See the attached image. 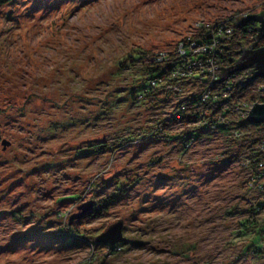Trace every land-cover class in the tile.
Instances as JSON below:
<instances>
[{"label":"rangeland","instance_id":"rangeland-1","mask_svg":"<svg viewBox=\"0 0 264 264\" xmlns=\"http://www.w3.org/2000/svg\"><path fill=\"white\" fill-rule=\"evenodd\" d=\"M262 10L264 0L1 2L0 264H264V247L252 252L240 223L258 202L264 221V188L223 160L222 136L185 153L157 140L90 149L147 133L172 112L175 100L133 103L127 88L142 69L121 67L122 57L172 51L203 24ZM114 175L139 179L119 193ZM114 193L105 217L79 227L94 235L123 220L127 245L94 256L56 243L66 213Z\"/></svg>","mask_w":264,"mask_h":264},{"label":"trees","instance_id":"trees-1","mask_svg":"<svg viewBox=\"0 0 264 264\" xmlns=\"http://www.w3.org/2000/svg\"><path fill=\"white\" fill-rule=\"evenodd\" d=\"M5 1L7 2L0 0V6ZM261 13L264 14V11ZM250 15L252 14H238L225 21H218L224 28H231L230 34L224 32L218 36L214 33L218 27L216 23L197 27L198 30L192 36L180 41L183 53L179 52L177 45L172 51L156 54L135 49L122 57L119 60L121 67L131 69L138 63L142 69L141 77L127 88L133 103L142 102L154 109L175 100L174 106L171 114L158 119L147 133L144 130L139 134L132 132L128 137H117L110 142L99 141L90 145L91 152L115 153L134 140L142 143L157 140L166 143L175 141L181 147V153H185L201 139L219 135L226 143L223 160L228 163L239 161L242 167L251 171L249 187L263 189L264 123L251 121L248 110L254 103L264 102V76H256L254 66L233 70L244 49L264 45V37L259 41L255 40L258 23L249 19ZM205 44L212 47L198 51ZM213 67L218 68L214 74ZM177 126L186 127L174 133ZM90 149L87 148L84 153L90 152ZM112 179H115L116 192L126 193L139 178L132 175L121 179L114 175ZM115 195L116 193L93 200V207L72 222V213H66L63 225L53 235L56 243L67 249L89 247L94 256L96 250L106 249L113 253L120 246L127 245V238L115 245L97 242L98 234L92 235L89 229L79 227L105 217L116 200ZM79 198L77 196L70 199ZM262 205L258 202L251 210L250 217L240 222L244 231H251L248 247L257 253H263L264 221L258 220L254 215Z\"/></svg>","mask_w":264,"mask_h":264},{"label":"water","instance_id":"water-1","mask_svg":"<svg viewBox=\"0 0 264 264\" xmlns=\"http://www.w3.org/2000/svg\"><path fill=\"white\" fill-rule=\"evenodd\" d=\"M261 12L253 13L249 17V19L258 23L256 28L257 34L255 36L256 41H259L264 37V14ZM250 66L255 67L256 76H264V45L244 49L233 70H241ZM248 117L255 123H264V102L254 103L249 109ZM3 143H6V141H3ZM93 205V200H89L88 202H84L79 205L78 210L80 211L70 216V222L76 218H80L89 209H91ZM123 228V220H118L117 222L112 223L105 231L98 234L96 241L108 245L120 243L125 239L123 235Z\"/></svg>","mask_w":264,"mask_h":264},{"label":"built area","instance_id":"built-area-1","mask_svg":"<svg viewBox=\"0 0 264 264\" xmlns=\"http://www.w3.org/2000/svg\"><path fill=\"white\" fill-rule=\"evenodd\" d=\"M224 22V21H223ZM217 25H218V27H216V32L215 31H213L214 33H216L218 36L219 35H221V34H223L224 32L225 33H227V34H230L231 33V28L230 27H226V28H224L223 27V25H222V23L221 22H218V23H216ZM200 25V24H199ZM198 25V26H199ZM208 25V24H207ZM192 45H194V43L192 44ZM211 48L212 46L211 45H208V44H205V45H203V46H201L199 49H198V51L201 49V50H207V48ZM178 50H179V52H181V53H183L184 52V49H183V45H181L180 43L178 44ZM218 68L217 67H213V69H212V72H213V74H214V72L217 70ZM215 76V78H217V76L216 75H214ZM252 106H250V108H251ZM249 108V109H250ZM248 112H249V110H248Z\"/></svg>","mask_w":264,"mask_h":264},{"label":"bare ground","instance_id":"bare-ground-1","mask_svg":"<svg viewBox=\"0 0 264 264\" xmlns=\"http://www.w3.org/2000/svg\"><path fill=\"white\" fill-rule=\"evenodd\" d=\"M225 21V20H224Z\"/></svg>","mask_w":264,"mask_h":264}]
</instances>
